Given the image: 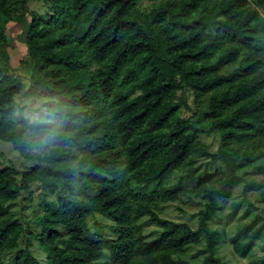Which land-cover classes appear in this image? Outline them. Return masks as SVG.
Returning <instances> with one entry per match:
<instances>
[{"label":"trees","instance_id":"obj_1","mask_svg":"<svg viewBox=\"0 0 264 264\" xmlns=\"http://www.w3.org/2000/svg\"><path fill=\"white\" fill-rule=\"evenodd\" d=\"M30 1L0 0V140L34 161L21 179L0 168V264H187L180 253L204 235L202 264H221L213 211L238 169L264 174V0H148L149 11L141 0H42L47 21ZM18 97L43 99L42 113L18 120ZM33 183L58 198L35 219L39 233L10 210ZM250 187L264 202V183ZM186 192L204 206L197 229L158 211ZM94 210L113 237L84 229ZM258 221L238 231L242 255Z\"/></svg>","mask_w":264,"mask_h":264},{"label":"rangeland","instance_id":"obj_2","mask_svg":"<svg viewBox=\"0 0 264 264\" xmlns=\"http://www.w3.org/2000/svg\"><path fill=\"white\" fill-rule=\"evenodd\" d=\"M140 9L149 11L153 3L148 0L139 2ZM30 9H36V15L43 21L49 18L47 5L42 0H32L29 2ZM264 15V10H261ZM11 25V24H9ZM16 52V51H15ZM10 63L12 66H17L22 58L20 53L11 52ZM24 82H26V79ZM43 99H25L18 97V103L15 105V114L18 120H26L31 122L35 116L42 113ZM192 111L182 108L180 114L183 119L191 116ZM203 140L211 144V148L218 146V138L212 140V136L204 135ZM34 166V161L23 157L20 153L14 150L9 142L0 140V168L13 169L18 173V178L21 179V174L25 170H29ZM253 166H248L243 169H238L237 174L242 177V180L235 185L228 198H220L218 207L213 211V215L209 221V229L218 231L219 237L217 240L216 257L219 258L221 264H246L250 259L258 258L264 253V229L259 237L254 241L251 250L242 255L243 247L239 251L234 247V242L240 241L242 244L247 242V239L239 235L238 231L242 226L251 223L254 219L259 218L255 228L263 226L264 228V202L261 200L260 191L250 187L252 182L264 183V174L252 172ZM192 192L180 193L175 199L162 203L159 207V214L167 219L187 222L193 229L198 228V213L204 209L199 198L189 197ZM75 198L81 202H87V197L79 192L73 194ZM46 202L58 203L56 194L45 192L42 186L38 183H33L30 189L17 198L10 210L25 225H30L29 231L40 232L35 219L38 216L47 214L49 211L46 208ZM112 221L110 218L100 212L94 210L85 216L84 229L93 233L100 231L102 235L113 237L114 234L110 230ZM101 226V227H100ZM142 231L149 237L156 235L154 226L143 225ZM208 237L202 236L201 240L184 248L180 253L181 258L187 264H202L203 258L208 254ZM34 249L37 245L34 244ZM111 258L109 250L104 251V255L100 258V262H106Z\"/></svg>","mask_w":264,"mask_h":264}]
</instances>
